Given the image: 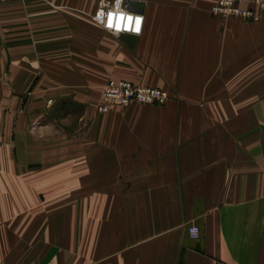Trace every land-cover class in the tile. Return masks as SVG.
Here are the masks:
<instances>
[{"label":"crops","instance_id":"crops-1","mask_svg":"<svg viewBox=\"0 0 264 264\" xmlns=\"http://www.w3.org/2000/svg\"><path fill=\"white\" fill-rule=\"evenodd\" d=\"M99 1L0 3V264H264V11L250 23L214 15L217 0H131L142 33L116 35L93 19ZM111 80L170 100L80 114L71 139L19 130ZM42 164L59 172H22Z\"/></svg>","mask_w":264,"mask_h":264},{"label":"built area","instance_id":"built-area-1","mask_svg":"<svg viewBox=\"0 0 264 264\" xmlns=\"http://www.w3.org/2000/svg\"><path fill=\"white\" fill-rule=\"evenodd\" d=\"M11 0H0L1 2ZM117 0H100L93 19L106 31L116 35L130 34L140 36L144 26V15L140 12V6L131 0H119L120 11L131 16L132 20L121 29L109 28L106 26L107 13L114 11ZM103 9L105 16L103 22L97 20V13ZM256 9L264 11V0H217L212 6V13L221 19L240 18L246 22L257 23L260 15ZM140 18L139 24L136 18ZM170 100V94L163 90L148 86L136 85L125 80L109 81L102 94V101L98 107L102 114L108 113L112 106H127L133 102L144 105H164ZM200 228L192 225L188 228V235L191 239L200 237Z\"/></svg>","mask_w":264,"mask_h":264},{"label":"rangeland","instance_id":"rangeland-1","mask_svg":"<svg viewBox=\"0 0 264 264\" xmlns=\"http://www.w3.org/2000/svg\"><path fill=\"white\" fill-rule=\"evenodd\" d=\"M129 82H131V81H129ZM136 85H138V84H136ZM141 86H143V85H141ZM158 89H160V88H158ZM102 94H103V91H102ZM102 94H101V96H100L98 101L85 103V104H87L88 107L87 106L84 107L83 106V105H85L84 103L70 102V101L69 102H64V103H54V102L53 103L52 102L47 103V105H49V107H47L48 108L47 110H51L52 109V111L54 112L55 116L54 115L52 117L43 116L41 118H36V119H29L28 117H21L18 120V122H19L17 124L18 128L22 132L23 131L27 132L26 136L29 135V136L34 137L36 139L40 138L42 141L44 140L43 136H45V137L47 136L49 138L51 136H54L55 132H57V131L60 132L61 128H63L66 131L72 132V133H70L68 135V136H70V139H71L73 137V135L76 136L77 135L76 133H78V132L82 133V132H84V128L85 129L87 128V126L84 123L85 118L79 117L80 114H83V115H85L87 117V115H88L87 113H91V112H97L100 115H107L110 112L109 111L108 113L102 114L98 110V107H99V105H100V103L102 101ZM133 103H136V102H133ZM133 103H131V104H133ZM137 104H141V103H137ZM55 105H57L58 107L56 108ZM141 105H144V104H141ZM116 106H119V105H116ZM116 106H112L111 108L116 107ZM150 106H162V105H150ZM121 107H125V106H121ZM28 108H29V103L25 99L24 101L21 102V110H22V112L23 111H27ZM41 108L42 109H40V110H42V113H44V108H46L45 105L43 104L41 106ZM1 111L2 110L0 108V112ZM11 120H12L11 117H9L7 119H2L1 114H0V126L2 125L3 121H5L6 123H10ZM52 125H54V127L55 126L56 127L53 130L48 129V133H50V134H48V135L44 134L45 133L44 128L46 126H52ZM41 131L43 133H41ZM51 132H54V133L51 134ZM0 137H2V136H0ZM4 137H5L4 140L6 142H10V143L12 142V139H11L12 135H11V132H10V128L6 129V133H5ZM57 137H58V134H57ZM23 138H21L22 149H24V152L26 153V157L28 159L29 158L32 159V156H33V155H31L32 147L30 145H28L29 144L28 141H27L28 139L25 138V139H27V140H25ZM1 139L2 138H0V141H1ZM43 143L44 142H41V145H40V142H38V144L41 146L40 147L42 149L41 151H43V148H44V144ZM59 143H53V144H58L59 145ZM70 143H71V140H70ZM33 148L38 149V146L34 145ZM59 169H60V167H58V166H54V165L53 166H49V165L46 166V165L42 164V165H38V167H36V168L32 167L30 169L29 168L22 169V172L38 173V174L41 173V174H43V173H45L47 171L51 172V170L53 171V173L59 172ZM68 169H69L70 173L73 172V171L75 172V170H76L75 166H69ZM56 200H59V199L52 198V201H56ZM71 200H73L74 201L73 204H75L77 199L76 198H69L70 203H71ZM84 200L91 201V198H86Z\"/></svg>","mask_w":264,"mask_h":264},{"label":"clouds","instance_id":"clouds-1","mask_svg":"<svg viewBox=\"0 0 264 264\" xmlns=\"http://www.w3.org/2000/svg\"><path fill=\"white\" fill-rule=\"evenodd\" d=\"M104 16H105V13H104L103 9H101L97 13L96 18L98 21L103 22ZM131 20H132L131 16H127V18H126V14L123 13L122 11H120L119 0H117L115 10L109 11L107 13L106 26L109 28H115V29L119 30L122 27H124L126 24H129L131 22ZM136 22H137V24H139V22H140L139 17L136 18Z\"/></svg>","mask_w":264,"mask_h":264}]
</instances>
